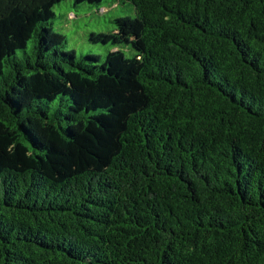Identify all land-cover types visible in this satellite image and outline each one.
<instances>
[{
	"label": "trees",
	"instance_id": "16d2710c",
	"mask_svg": "<svg viewBox=\"0 0 264 264\" xmlns=\"http://www.w3.org/2000/svg\"><path fill=\"white\" fill-rule=\"evenodd\" d=\"M119 1L0 0V264H264V0Z\"/></svg>",
	"mask_w": 264,
	"mask_h": 264
},
{
	"label": "rangeland",
	"instance_id": "374dc122",
	"mask_svg": "<svg viewBox=\"0 0 264 264\" xmlns=\"http://www.w3.org/2000/svg\"><path fill=\"white\" fill-rule=\"evenodd\" d=\"M63 7L61 14L55 20L54 27L57 31L66 34L67 48L76 49L79 54L98 52L105 55L107 49L92 44L87 40V34L93 29L108 31L114 24L111 22L119 16L132 15L134 9L129 2L122 4L119 0H104L103 6L98 9L82 8L80 13L70 12ZM127 55H131L127 52Z\"/></svg>",
	"mask_w": 264,
	"mask_h": 264
}]
</instances>
